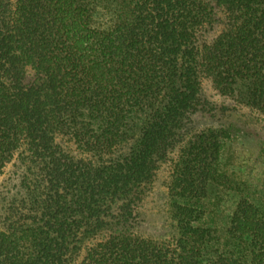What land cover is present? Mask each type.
I'll return each mask as SVG.
<instances>
[{
	"label": "trees",
	"instance_id": "16d2710c",
	"mask_svg": "<svg viewBox=\"0 0 264 264\" xmlns=\"http://www.w3.org/2000/svg\"><path fill=\"white\" fill-rule=\"evenodd\" d=\"M208 84L264 113V0H0V264H264V199L207 225Z\"/></svg>",
	"mask_w": 264,
	"mask_h": 264
},
{
	"label": "rangeland",
	"instance_id": "374dc122",
	"mask_svg": "<svg viewBox=\"0 0 264 264\" xmlns=\"http://www.w3.org/2000/svg\"><path fill=\"white\" fill-rule=\"evenodd\" d=\"M207 94L216 104L218 113L206 120L226 129L218 167L233 183V188L212 184L204 200L207 225L222 232L241 197L264 199V113L247 107L239 96H225L213 86H206ZM9 169L0 177V185ZM171 164L165 163L148 195L143 208L142 226L147 233L167 235ZM239 187V188H236Z\"/></svg>",
	"mask_w": 264,
	"mask_h": 264
}]
</instances>
